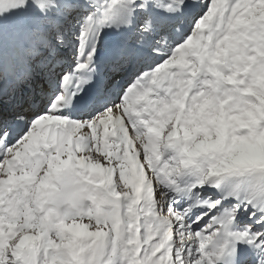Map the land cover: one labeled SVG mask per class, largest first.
<instances>
[{"label":"snow or ice","instance_id":"snow-or-ice-1","mask_svg":"<svg viewBox=\"0 0 264 264\" xmlns=\"http://www.w3.org/2000/svg\"><path fill=\"white\" fill-rule=\"evenodd\" d=\"M0 264H264V0H0Z\"/></svg>","mask_w":264,"mask_h":264}]
</instances>
